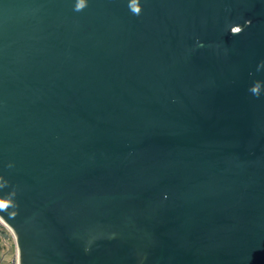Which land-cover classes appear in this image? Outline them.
Returning <instances> with one entry per match:
<instances>
[{
  "label": "water",
  "instance_id": "water-1",
  "mask_svg": "<svg viewBox=\"0 0 264 264\" xmlns=\"http://www.w3.org/2000/svg\"><path fill=\"white\" fill-rule=\"evenodd\" d=\"M0 0V219L18 264H264V0Z\"/></svg>",
  "mask_w": 264,
  "mask_h": 264
},
{
  "label": "rangeland",
  "instance_id": "rangeland-1",
  "mask_svg": "<svg viewBox=\"0 0 264 264\" xmlns=\"http://www.w3.org/2000/svg\"><path fill=\"white\" fill-rule=\"evenodd\" d=\"M15 242L3 227H0V264H11L15 254Z\"/></svg>",
  "mask_w": 264,
  "mask_h": 264
},
{
  "label": "built area",
  "instance_id": "built-area-1",
  "mask_svg": "<svg viewBox=\"0 0 264 264\" xmlns=\"http://www.w3.org/2000/svg\"><path fill=\"white\" fill-rule=\"evenodd\" d=\"M0 227H3L5 230H7L8 233L11 235V237L14 239V236H13L11 230L5 225V223L1 219H0ZM11 264H18L16 249H15L14 258L12 259Z\"/></svg>",
  "mask_w": 264,
  "mask_h": 264
},
{
  "label": "clouds",
  "instance_id": "clouds-1",
  "mask_svg": "<svg viewBox=\"0 0 264 264\" xmlns=\"http://www.w3.org/2000/svg\"><path fill=\"white\" fill-rule=\"evenodd\" d=\"M85 5L82 3V0H78V3H77V6H76V11H80L82 10V8L84 7Z\"/></svg>",
  "mask_w": 264,
  "mask_h": 264
}]
</instances>
